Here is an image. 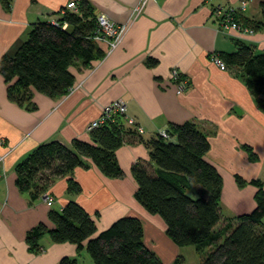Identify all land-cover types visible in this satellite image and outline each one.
Segmentation results:
<instances>
[{"label": "crops", "instance_id": "0c3cea01", "mask_svg": "<svg viewBox=\"0 0 264 264\" xmlns=\"http://www.w3.org/2000/svg\"><path fill=\"white\" fill-rule=\"evenodd\" d=\"M81 0H11L6 9L0 0V58L14 55L39 21H55L70 2ZM97 15L106 14L128 31L123 42L91 66L80 62L72 68L75 84L59 98L33 91L31 101L19 104L8 96L9 84L0 73V264H60L64 257L78 264H95L86 249L76 244L55 243L50 235L41 239L43 250L31 251L27 233L41 223L50 228L52 210L62 211L70 200L79 203L95 220L97 234L124 216L141 219L145 245L164 264L183 256L185 264H201L206 252L195 246L180 247L167 235V225L158 214L149 213L136 199L138 183L132 173L137 162L151 163L149 148L140 140L126 143L117 152L125 173L111 178L88 160L68 177L49 187L55 198L49 206L43 195L32 200L17 185L16 166L39 145L59 141L71 146L76 138L90 141L88 125L103 107L124 99L128 113L143 128V139L156 137L172 124L196 122L211 143L207 159L223 176L220 205L224 219H236L256 208L257 187H240L236 176L260 179L264 184V110L258 107L241 68L225 70L215 63L224 53L234 52L238 42L264 51V26L258 31L221 30L214 16L216 6L240 8L242 0H155L136 15L140 0H87ZM264 0H250L243 16L263 21ZM106 52L108 44L99 41ZM157 63L149 65V59ZM178 68L190 80L179 95L171 76ZM245 146L258 156L252 160ZM82 187L78 194L68 190V179ZM200 190L188 193L197 198ZM264 223V222H263ZM192 248V249H191ZM191 257V259L189 258Z\"/></svg>", "mask_w": 264, "mask_h": 264}, {"label": "trees", "instance_id": "16d2710c", "mask_svg": "<svg viewBox=\"0 0 264 264\" xmlns=\"http://www.w3.org/2000/svg\"><path fill=\"white\" fill-rule=\"evenodd\" d=\"M1 2L6 9L11 8V0ZM260 7L264 18V2ZM244 10L240 7L229 13L242 30L248 28L255 33L264 26V20L243 16ZM60 14L57 23H34L17 52L0 58V73L9 84L11 100L23 105L31 101L34 90L54 99L67 95L76 80L72 68L78 62L91 66L106 55L96 39L98 15L87 0H81L76 10L63 8ZM220 59L227 68L242 69L245 84L264 110V51L238 42L234 52L224 53ZM148 63L154 65L157 60L151 58ZM122 123L118 119L93 130L89 132L90 141L76 138L70 147L59 141L39 145L16 166L20 191L32 200L38 199L56 179L88 167L89 159L106 176L122 178L125 173L116 152L124 144L140 140L149 148L157 170L146 162L132 167L138 183L136 199L149 213L164 219L171 240L180 247L195 246L198 252H206L201 264H264V184L260 179L248 181L236 176L240 187H257V205L252 212L226 220L220 205L223 176L208 161L211 143L196 122L172 124L169 138L157 135L149 140ZM245 149L252 160L258 159L251 147ZM196 187L200 192L194 198L188 191ZM68 190L78 194L82 187L69 178ZM49 216L54 228L41 223L27 233L26 241L33 252L43 250L41 239L48 234L55 243L70 242L80 251L86 249L95 264H164L145 245L144 227L138 217H121L97 234L95 220L76 201H68L62 211L52 210ZM60 264L78 261L64 257ZM172 264H185L184 257H177Z\"/></svg>", "mask_w": 264, "mask_h": 264}, {"label": "built area", "instance_id": "2783aa9c", "mask_svg": "<svg viewBox=\"0 0 264 264\" xmlns=\"http://www.w3.org/2000/svg\"><path fill=\"white\" fill-rule=\"evenodd\" d=\"M155 1V0H140L139 3L134 8L133 12L136 15H139L148 3ZM247 2H242L241 8L246 6ZM68 9L76 10L75 2H70L67 5ZM237 8H228L224 6H216L215 7V19L217 20L219 28L223 30H231L236 29L242 32H253V30L245 28L242 30L241 26L235 21L230 18L229 13L233 12ZM98 25H99V35L97 36L98 41L106 42L110 48L109 53L115 50L124 40L125 35L128 31V26L125 24H119L113 21L109 16L106 14H99L98 15ZM56 22L57 21H53ZM65 25L64 27H66ZM213 60L216 64H218L222 69L227 68V64L223 62L217 55L213 57ZM171 76L176 84L177 93L181 94V92L185 91L190 86V80L188 78H184L181 71L178 68H173ZM127 102L123 99H117L109 104H107L103 110L101 115L93 120L89 126L88 131H92L95 128H101L109 123H115L119 118L127 117V126L133 128L134 130L138 131L139 133H143V128L137 123L136 119L127 115ZM160 136H164L165 138H169L170 135L167 131V128H163L159 131ZM45 202L52 206L55 202V198L50 195L49 193H45L43 195Z\"/></svg>", "mask_w": 264, "mask_h": 264}, {"label": "rangeland", "instance_id": "374dc122", "mask_svg": "<svg viewBox=\"0 0 264 264\" xmlns=\"http://www.w3.org/2000/svg\"><path fill=\"white\" fill-rule=\"evenodd\" d=\"M75 5H76V8H77V7H78V3L75 2ZM241 5H242V3H241ZM246 5H247V4H246ZM245 7H246V6H245ZM245 7L243 8V10L246 9ZM69 10H71V9H69ZM215 11H216V10H214V13H215ZM215 20H216V19H215ZM216 23H217V22H216ZM125 25H126V24H125ZM217 25H218V23H217ZM96 39H97V37H96ZM109 50H110V48L108 47V51H107V53H109ZM113 51H114V50H113ZM113 51H112V52H113ZM178 70H179V69H178ZM179 71H180V70H179ZM171 73H172V71H171ZM182 75H183V74H182ZM183 77H184V78H187V77H185L184 75H183ZM188 89H189V88H187L185 91H183V92H181V93L186 92ZM179 95H181V94H179ZM120 99H122V98H120ZM116 100H117V99H116ZM123 100H124V99H123ZM113 101H115V100H113ZM113 101H112V102H113ZM125 101H126V100H125ZM110 103H111V102H110ZM105 106H106V105H105ZM105 106H104V107H105ZM104 107H103V108H104ZM127 108H128V104H127ZM127 115L130 116V117H132L131 115H129V113H128V109H127ZM133 118H134V117H133ZM121 119H122V121H121ZM119 120H120V122H123V123H122L123 126H125V127L127 126V117L119 118ZM90 123H91V122H90ZM88 126H89V125H88ZM167 131H169V129H167ZM169 135H170V134H169ZM163 137H164V136H163ZM164 138H165V137H164ZM249 185H250V184H249ZM254 186H255V185H254ZM46 193H48V191H47ZM43 195H44V194H43ZM191 249H192V248H191ZM189 258L191 259V257H189ZM188 264H193V263H192V260H191Z\"/></svg>", "mask_w": 264, "mask_h": 264}, {"label": "bare ground", "instance_id": "6f19581e", "mask_svg": "<svg viewBox=\"0 0 264 264\" xmlns=\"http://www.w3.org/2000/svg\"><path fill=\"white\" fill-rule=\"evenodd\" d=\"M115 123H116V122H115ZM96 129H98V128H95V129H93V130H96ZM87 130H88V128H87ZM93 130H92V131H93ZM89 132H91V131H89Z\"/></svg>", "mask_w": 264, "mask_h": 264}]
</instances>
